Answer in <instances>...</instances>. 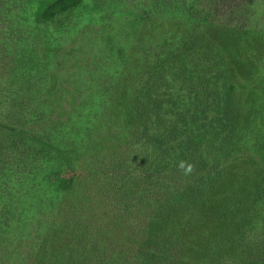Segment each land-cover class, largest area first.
I'll list each match as a JSON object with an SVG mask.
<instances>
[{
  "label": "trees",
  "instance_id": "16d2710c",
  "mask_svg": "<svg viewBox=\"0 0 264 264\" xmlns=\"http://www.w3.org/2000/svg\"><path fill=\"white\" fill-rule=\"evenodd\" d=\"M9 1L16 5L20 0ZM33 1L38 2L37 17L62 29L87 0ZM204 1L207 6L200 5ZM226 1L152 0V22L212 24L223 17V7L232 6ZM251 1L231 0L233 8ZM164 60L152 64L121 120L109 114L114 92L100 78L101 85L76 89L70 95L73 102L56 108L62 112L58 121L46 115L52 122L48 127L35 124L45 115L43 107L48 112L54 108L45 103L29 109L31 120L20 115L18 121H8L0 115V138L5 140L0 145V264H53L52 255L43 263L41 259L54 247H100L98 242H108V233L95 225V193L83 189L96 178L102 181L98 190L114 220L135 221L136 230L145 235L143 247L182 246L166 223L179 215L195 220L215 201L233 160L237 125L230 105L233 89L220 85L221 70L211 80L199 75L201 86L196 87L189 63L182 70L173 68L170 75ZM201 66L207 72L210 63ZM53 93L61 97L63 92L52 88L43 96L53 98ZM70 111L69 122L62 121ZM106 143H112V154L101 153ZM180 161L191 164L192 171L185 174ZM69 169L75 173L71 179L65 176ZM263 197L262 186L257 203ZM263 208L252 216L259 218ZM209 243L204 247L218 246L214 239ZM156 254L166 259L169 250ZM139 256L142 262L123 257L119 263L121 256H110L98 257L94 264H152V253ZM76 260L72 257L71 264Z\"/></svg>",
  "mask_w": 264,
  "mask_h": 264
},
{
  "label": "rangeland",
  "instance_id": "374dc122",
  "mask_svg": "<svg viewBox=\"0 0 264 264\" xmlns=\"http://www.w3.org/2000/svg\"><path fill=\"white\" fill-rule=\"evenodd\" d=\"M36 2L20 0L14 5L0 0L1 117L18 121L21 115L31 120L29 109L45 103L54 108L48 112L43 107L45 115L35 124L48 127L62 113L56 108L73 102V91L101 85L100 78L114 92L109 114L121 120L152 64L165 59L170 75L173 68L182 70L189 63L196 87L201 86L199 75L211 80L221 70L220 85L233 89L230 105L237 125L233 160L215 201L205 205L204 213L195 220L179 215L166 223L182 246L143 247L145 235L136 230L135 221L114 220L109 202L98 190L102 181L96 178L83 189L95 193L91 195L95 225L108 233V242H98L100 247H54L41 262L51 255L53 264H71L72 257H77L74 264H94L96 259L110 256L117 260L121 256L119 263L123 257L142 262L139 255L146 252L152 253V264H264V208L259 218L252 216L264 207V197L257 203V193L264 187V0H252L242 8H233V2L227 0L232 6L223 7V17L204 25L152 22V0H87L71 24L62 29L36 16ZM203 61L210 63L207 72L201 66ZM52 88L62 91L61 97L54 93L53 98L43 96ZM70 113L62 121L69 122ZM50 114L51 123L46 117ZM108 149L113 150L112 143H106L101 153L112 154ZM66 171L68 179L75 175ZM212 239L218 246L204 247ZM244 241L255 247H246ZM162 249L169 250L166 259L156 254Z\"/></svg>",
  "mask_w": 264,
  "mask_h": 264
},
{
  "label": "clouds",
  "instance_id": "9594fccd",
  "mask_svg": "<svg viewBox=\"0 0 264 264\" xmlns=\"http://www.w3.org/2000/svg\"><path fill=\"white\" fill-rule=\"evenodd\" d=\"M179 168L185 172V174H188L192 171L193 166L186 161H180L179 162Z\"/></svg>",
  "mask_w": 264,
  "mask_h": 264
}]
</instances>
